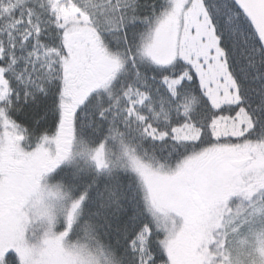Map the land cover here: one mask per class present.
<instances>
[{
  "label": "snow or ice",
  "instance_id": "obj_1",
  "mask_svg": "<svg viewBox=\"0 0 264 264\" xmlns=\"http://www.w3.org/2000/svg\"><path fill=\"white\" fill-rule=\"evenodd\" d=\"M77 138L100 147L73 172ZM46 178L71 209L37 247ZM82 241L264 264V0H0V264H77Z\"/></svg>",
  "mask_w": 264,
  "mask_h": 264
},
{
  "label": "rangeland",
  "instance_id": "obj_2",
  "mask_svg": "<svg viewBox=\"0 0 264 264\" xmlns=\"http://www.w3.org/2000/svg\"><path fill=\"white\" fill-rule=\"evenodd\" d=\"M100 147H84L80 145L77 140H75L72 147L73 158L66 162L67 166L75 163L76 161H82L80 159V154L88 152L95 154L96 149ZM105 152L111 153V150L104 148ZM81 167V166H80ZM44 190L38 194L36 198L29 205V228L30 231H34L35 234L40 237L43 232L44 221L41 218L42 215L48 212H54L57 214L58 218L64 219L66 214L71 209V199L65 196L67 190L64 192L58 190L56 183L52 179H45L43 181Z\"/></svg>",
  "mask_w": 264,
  "mask_h": 264
},
{
  "label": "clouds",
  "instance_id": "obj_3",
  "mask_svg": "<svg viewBox=\"0 0 264 264\" xmlns=\"http://www.w3.org/2000/svg\"><path fill=\"white\" fill-rule=\"evenodd\" d=\"M44 221V227L42 235L40 236L39 241L37 242V247H39L46 235H50L51 233L55 232L56 229L61 225L63 222L62 219L58 218L57 214L54 212H48L41 217ZM90 257L96 259L97 264H104L103 258L99 257L94 251L89 249L88 243L82 241L81 249L78 255H76L77 264H87Z\"/></svg>",
  "mask_w": 264,
  "mask_h": 264
},
{
  "label": "trees",
  "instance_id": "obj_4",
  "mask_svg": "<svg viewBox=\"0 0 264 264\" xmlns=\"http://www.w3.org/2000/svg\"><path fill=\"white\" fill-rule=\"evenodd\" d=\"M76 140L78 141V143L80 145H83L84 147L93 148V147L100 146L97 142L92 141V140H89L87 138H77ZM113 147L114 146L111 145V144L106 145V148L109 149V150H111V151H112ZM83 164H84V162H82V161H79V162L76 161L75 163L69 165L68 167H69V170L70 171L75 172V171L78 170V168H80V166L83 167ZM53 182L56 183V184L61 183V182L55 181V180H53ZM67 188H68V186L67 185H64V189L67 190Z\"/></svg>",
  "mask_w": 264,
  "mask_h": 264
}]
</instances>
